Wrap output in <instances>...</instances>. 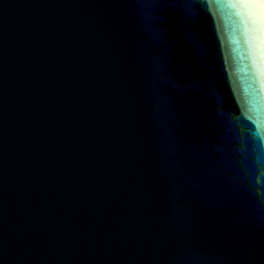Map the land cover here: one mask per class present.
I'll return each mask as SVG.
<instances>
[{"label": "water", "instance_id": "1", "mask_svg": "<svg viewBox=\"0 0 264 264\" xmlns=\"http://www.w3.org/2000/svg\"><path fill=\"white\" fill-rule=\"evenodd\" d=\"M260 68L239 0H0V264H264Z\"/></svg>", "mask_w": 264, "mask_h": 264}, {"label": "snow or ice", "instance_id": "2", "mask_svg": "<svg viewBox=\"0 0 264 264\" xmlns=\"http://www.w3.org/2000/svg\"><path fill=\"white\" fill-rule=\"evenodd\" d=\"M239 3L245 7L255 8L258 12V19L260 25V63H261V78L264 79V0H239Z\"/></svg>", "mask_w": 264, "mask_h": 264}]
</instances>
